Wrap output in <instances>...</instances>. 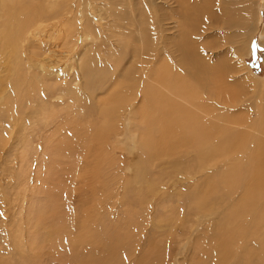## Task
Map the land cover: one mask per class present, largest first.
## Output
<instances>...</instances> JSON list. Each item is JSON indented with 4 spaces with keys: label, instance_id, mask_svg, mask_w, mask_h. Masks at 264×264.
<instances>
[{
    "label": "rangeland",
    "instance_id": "rangeland-1",
    "mask_svg": "<svg viewBox=\"0 0 264 264\" xmlns=\"http://www.w3.org/2000/svg\"><path fill=\"white\" fill-rule=\"evenodd\" d=\"M1 1L6 5L0 24L20 4H35L44 14L56 9L65 13L72 34L63 40L49 29L48 37L56 39L59 50L70 47L74 52L55 68L59 75L44 73L48 97L38 102L39 107L31 102V112L10 127L0 111L4 126L0 127V264H263L264 221L256 220L251 211L263 210L264 218V200L253 197L256 203L250 202L246 187L260 190L250 159L260 141L264 154V135L255 125L260 119L258 110L264 109V96L260 99L264 92V0H212L214 5L208 0L217 9L214 13L225 5L231 8L230 14L217 13L215 23L204 25V42L214 47V76L223 68V75L215 78L208 119L229 130L219 136L241 137L237 145L218 149L203 167L193 148L170 149L174 139L169 134L159 142V124L148 125L149 139L159 143L144 144L148 128L141 115H149L152 104L147 106V115L137 108L141 73L152 66L143 60L142 68L139 59L158 47L168 51L165 45H171L170 37L176 31H188L180 22L182 12L188 9L185 13L194 17L195 6L205 0ZM151 1H156L161 16L156 21L166 24L156 22V27L151 20ZM194 2L197 5L191 6ZM143 17L147 18L144 22ZM233 22L239 26L228 32L226 27ZM6 27L10 31L17 26ZM33 43L30 34L24 42L27 53ZM239 47L241 53L234 58ZM22 63L29 65L28 59ZM243 65L248 73L240 69ZM0 68L5 83L8 72L5 66ZM63 86L70 88L68 96ZM8 89L0 83V106L8 103L12 109L19 105L26 109L30 108L26 98H39L38 91L28 96L22 88L13 97ZM240 94L250 100L243 105L237 100L227 103ZM230 116L242 120L233 122ZM163 117L158 116L160 121ZM232 169L235 183L221 182L222 174ZM234 212L245 223L231 224ZM226 249L233 253H225Z\"/></svg>",
    "mask_w": 264,
    "mask_h": 264
},
{
    "label": "bare ground",
    "instance_id": "bare-ground-1",
    "mask_svg": "<svg viewBox=\"0 0 264 264\" xmlns=\"http://www.w3.org/2000/svg\"><path fill=\"white\" fill-rule=\"evenodd\" d=\"M9 2L13 3L14 1L9 0ZM151 2L153 4V5H150L151 6L150 8H151L152 14H153L151 17L152 18L151 20H153L156 27H158L157 25L158 24L161 25L163 20L161 23L159 21H156V18L159 16L157 14L158 9L155 7L156 1H151ZM211 2H212L211 4H213L212 0H211ZM217 2L219 3V0H217ZM146 3H148V2L146 1ZM158 3H160V2H158ZM174 3H176V2H174ZM203 3H204L203 5L199 4L200 6L199 5L195 6L196 9L194 8V12H193L194 17L191 16L192 14H190V13H189L190 15L188 13H185V12L190 11V10L188 11L187 8H186L187 10H185V12H182V14L184 16L180 15L181 13L179 14L181 16L180 19L182 18L183 21L178 20L177 22L180 21L181 23H183L184 28L185 27L188 28V31L187 30H181V29H180L181 31H176V34H173V37H170V38H173L171 45H168L167 43L165 45L167 47L168 51L167 50L165 51V47H164V49H160L159 47L157 49L152 48V49H154V51H152V53H150L148 55H147V53H144V54H146V57L142 56L141 57L142 59H139L140 60L139 64L143 63V65L141 66L142 68L145 67V64H148L149 67H150V65H152V66L148 71L146 70L147 73L146 72L141 73V74H143L142 76H144V77L142 79L143 81L141 80V82L138 85V92H139L138 96H139L140 106L138 105L139 108H137L139 111L144 112L146 115L149 114V110H150L149 115L145 116L143 114V115H141V117L142 116L145 117V118L143 117V120L145 121V119H146L148 129H149V126H153V123L156 124L157 126L159 124V126L161 128V129L157 130L158 131L157 134L159 135L158 136L159 138L156 137L159 139V142L164 141L167 134H169L170 137L172 139H174V141L169 142L172 145L169 148L170 149H177L178 147H175V146H181V147L185 146V147L193 148L192 150L194 151L196 157L200 160L199 163L201 164L202 167L205 166L206 164H208L211 160H213L214 155L218 151V149L230 148L234 145H237L236 139L241 137V135L232 134V133H231L232 135L228 134L229 136H225V137L219 136L218 134H221L223 131L228 130V129H225L223 126H218L213 120L208 119V118H211L212 111H213V103L211 101H212V94H213V90H214V84L216 83L215 78L223 75V72H222L223 68H222L221 72L215 77L214 76V68H213V64H212V61L214 58V53H213L214 47L209 46L211 44H206L204 42V36L206 34V31H207V27H204V25H206L208 23L207 21L215 23L217 21L218 16L221 14H230L231 12L229 9H231V8H228V7L226 8V5H225V7L221 8L220 11L218 10V12L214 13L217 9L215 10L214 7L211 8L209 6L211 4L208 2V0H205ZM170 4L172 5L173 2H171ZM187 4H188V2H187ZM190 4H191V2H190ZM201 4H202V1H201ZM4 5H6V4L4 3L2 5V3H0V12H1V10L5 9ZM34 5L27 6L25 4L24 5L20 4V7L18 8V10L15 11L13 14H10L8 16V17H10V19L7 18L6 22H4L3 24H0V65L1 64L4 65L6 67L5 70H7V72H8V75H6V73H5V75L8 77H4L6 82L4 83V81L0 78V83H3V85H5V87L9 86V89L7 90L8 94H10L13 97H15V94H16L15 91H17L18 89H22V88L27 90L26 93H28V92L30 93V94H27L28 96L31 95L32 93L37 95L36 91H38L39 98H37V101H36V99L32 98L33 96L32 97L29 96L28 98H26V100L27 99L28 100L25 102L28 106L30 105L31 102H35V104L37 103V105L39 107L38 102L42 103V101L46 100V98L48 97V95L45 92L47 88H45L46 86L43 85V83H42V79L43 78L45 79L44 73H46V75L47 74L50 75V73L53 72L55 75H56V73L59 75V72L56 71L55 68L61 62L65 61V59L68 58L67 56H70V54H72L74 52V49H72L70 47L66 48V45H65L66 50H59L61 48H59L60 45L58 42H56V39H55V41H50V38L48 37L51 34V33H48V32H51V31H49V29H51L52 31H55L57 33L56 35H58V33H60L62 35L63 40H66L67 38H69L71 32L70 33L68 32V29H70V27L67 24V21H70V20H66L68 18V17L66 18V14L58 11L57 9H56L57 11L55 10L51 14L50 13L44 14V12H43L44 10L42 11L40 8H38L37 5H35V6ZM163 5H165V4H163ZM180 5L181 4L179 3V6ZM194 5H197V4H195V2H194V4H192L191 6H194ZM223 5H224V2H223ZM228 5L229 4H227V6ZM69 6H71V5H69ZM177 6H175V7H177ZM49 7H51V6H49ZM186 7H190V6H186ZM179 8H182V7H179ZM163 9H164V7H163ZM166 9H168V8H166ZM65 10H63V11H65ZM45 11H46V9H45ZM182 11H184V9H182ZM68 12H67V14H68ZM217 13L219 15H217ZM69 14H70V12H69ZM109 15H110V13H109ZM111 15H112V13H111ZM168 15L166 13L167 17H168ZM170 16L174 17L173 15H170ZM177 16H178V14H177ZM144 18H146V17L142 18L143 22H144ZM159 18H161V16H159ZM192 18H195V20L197 21V24L192 25ZM55 19L56 20L59 19L62 21H59V23H58V22L54 21ZM168 19L170 20V17H168ZM173 19H175V18H173ZM233 19H235V17H232L231 20H233ZM51 20H53V22H51ZM46 21H49L50 23L46 22ZM69 23H71V22H69ZM164 23L166 24V21H164L163 24ZM7 24H9V25L16 24L17 27H16V29L8 31L7 27H6ZM114 25H117V24H113V26ZM238 26H239V22H233V23H231L230 26H227L226 28L228 29V32H229V31H234L235 28H237ZM176 28H178V27H175V30H176ZM10 29H11V27H10ZM166 30H168V28H166ZM169 30H171V29H169ZM30 34L34 37L33 45H36V47L33 45H30L29 52L27 53L24 42L29 40ZM162 34H164V33H162ZM166 36H167V38L169 37L168 34ZM47 37L49 38L48 40H47ZM160 42H161V40H160ZM159 43H158V45H160ZM193 43H195L194 46H193ZM161 46H163V44ZM15 47H17L18 50L16 49V50L12 51V49H14ZM60 53H63L64 55L62 56ZM240 53H241L240 47L238 49H235V51L233 52L234 58H236V56L239 55ZM127 58H129V56ZM134 58H136V56ZM14 59H16V60H14ZM25 59H28V64H29L28 66L22 65L23 64L22 62H24ZM119 59H121V58H119ZM143 60L146 61L147 63L144 64ZM132 61H134V60H132ZM241 64H243V63H241ZM2 65L0 67H4ZM36 67L39 68L38 71H36L35 73L29 72V69L34 70ZM240 69L243 71L245 69V71L247 73L249 72V70L245 67V65H243V67H240ZM134 71H136V70H134ZM87 73L90 74L89 70ZM84 74H85V72H84ZM133 74H136V72H133ZM122 75H124V74H122ZM76 77H77V75H76ZM105 77L106 76H104V78ZM140 77H141V75H140ZM86 79L87 78H85V80ZM112 79L115 80V78H112ZM130 79H132V78H130ZM88 80L90 81V78ZM88 80H86V81L88 82ZM92 80L93 79H91V81ZM133 80L136 81V79H133ZM138 80H139V78H138ZM84 84L87 85V83H84ZM84 84H83V86L85 87L86 85H84ZM115 84H116V82H115ZM67 85H68V83H67ZM67 88H65V86H63V89H61L63 91V93L67 94L66 96L69 95V91H70V88L69 89H67ZM129 88H131V87L129 86ZM112 89H113V87H112ZM131 89H133V88H131ZM57 90H58V88H57ZM134 90H135V88H134ZM21 91L19 93H21ZM50 91L48 92V94L51 93ZM131 91H133V90H131ZM26 93H24V94H26ZM133 95H134V93H133ZM76 96H78V95H76ZM245 96H246L245 94H240L235 99L231 98V100H229L227 103H231V102L237 100L238 104L240 103L241 105H243L250 100V98L245 97ZM263 96H264V92L260 96V99H262ZM34 98H36V97H34ZM115 100H117V99H115ZM129 104H130V102H129ZM135 104H137V103H135ZM148 105H151L152 107L149 106L151 108H148L147 107ZM31 108H32L31 105H30V108L28 107L26 109H23V107H21L19 105L17 109H12L8 103H6V104L4 103L3 106H0V111H1V113L6 115L5 120L7 122H4V123H6L7 126H9V125L15 126V123H13V121L14 122L16 121L18 123V121L21 119V117L23 118V114H28L31 112V110H28ZM112 108H111V110H112ZM258 111H260V119H259V122L256 121L255 125L258 127V130H260L261 133L264 135V109H261V110L259 109ZM16 116H17V118H14ZM158 116H161V117L164 116L165 119L163 117L164 120L160 121ZM141 117H139V118H141ZM228 119L230 121H233V122H238V121L242 120L240 117H234V116H230V117H228ZM228 119L223 118L222 121L229 123L230 121ZM143 120L141 119V121H143ZM2 125H0V127L4 128V126H2ZM148 129H145L147 131L144 132L145 133V136L143 138L144 144L148 145L150 143H159V142H151L153 139H152V137L149 139V136H152L151 135L152 133L150 132V129L149 130ZM118 130H119V128H118ZM217 136L221 137V138L224 137V139L221 141H218ZM262 149H263V147H262V143L260 141L259 145L257 146L255 153L253 154L252 157H250V159L253 163V170L257 176V186L260 189L258 191H255L252 189L251 186L246 187V194L248 196L251 195L249 201L254 202V203H256L254 198H259V199L264 200V154H263ZM233 175H234L233 169L230 172H228L227 174L223 173L221 182L226 180V181H230V184H234L235 178L232 177ZM262 212H263V210L259 211V212H258V210H257V212L251 211V214L253 216L257 217L256 220L264 221ZM230 217H231V219H230L231 224H233V223L236 224L238 221L244 222L243 217H241V215L237 212H234L233 215H230ZM230 221L228 222V224L230 223ZM255 223H257V222L255 221ZM253 225H254V223H253ZM227 226H229V225H227ZM256 226H257V224H256ZM260 238L262 239V237H260ZM237 239H239V238H237ZM262 247H264V243H263ZM231 250L232 249H230V251ZM223 251L225 253L226 252L230 253V251L228 252L227 249H226V251L225 250H223ZM234 251H236L235 248H234ZM239 251L237 250L235 253H238ZM232 253H233V250H232ZM238 256H240V254ZM263 261H264V259H263Z\"/></svg>",
    "mask_w": 264,
    "mask_h": 264
}]
</instances>
